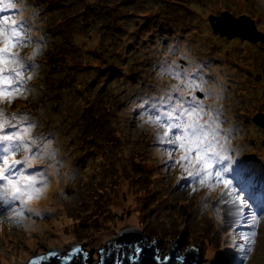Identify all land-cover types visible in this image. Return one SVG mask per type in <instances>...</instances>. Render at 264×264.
Segmentation results:
<instances>
[{
    "label": "rangeland",
    "instance_id": "rangeland-1",
    "mask_svg": "<svg viewBox=\"0 0 264 264\" xmlns=\"http://www.w3.org/2000/svg\"><path fill=\"white\" fill-rule=\"evenodd\" d=\"M8 2L23 11L7 19L23 17L31 26L33 40L16 49L19 56L27 58L38 45L40 52L34 72L24 73L32 77L27 90L0 109L35 121L31 137H40L37 143L47 144L54 158L42 149L31 160L47 172L48 184L29 203L33 212L22 225L9 213L0 216V264H25L72 244L87 250L92 263L126 229L142 233L147 243L160 240V256L180 237L181 252L198 248V264H264V216L245 257L240 245L249 228L243 219L229 221L224 205H216L223 185L211 191L185 186L180 178L194 170V159L169 166V157L179 161L184 153L157 141L163 130L145 123L140 108L172 95L178 79L167 69L186 70L185 80L202 79L210 95L188 88L181 93L206 106L199 120L218 118L221 142L237 159L228 176L264 211V128L253 121L264 120V42L220 35L210 22L223 11L246 15L264 36V0ZM255 154L259 161L251 160ZM26 155L17 152L15 158ZM38 201L45 210L34 209Z\"/></svg>",
    "mask_w": 264,
    "mask_h": 264
},
{
    "label": "snow or ice",
    "instance_id": "snow-or-ice-1",
    "mask_svg": "<svg viewBox=\"0 0 264 264\" xmlns=\"http://www.w3.org/2000/svg\"><path fill=\"white\" fill-rule=\"evenodd\" d=\"M22 11V7H7L5 0H0V103H11L17 96L23 95L21 90L25 89L32 77L22 74L29 70L34 72L37 67L33 61L40 51L39 45L33 50L32 57L21 58L16 51L22 44L31 43L33 40L29 20L23 17L5 20ZM40 40L42 42V38ZM167 71L177 77L178 83L171 86L172 95L163 97L164 103L145 102L140 105L148 117L145 123L158 125L163 130L162 135L156 134V139L159 143L168 145L172 153L176 150L183 151L179 161L169 157V166L183 161V167L190 158L194 159V170L180 178L185 186L201 184L211 191L215 185H223L224 190L217 198L216 205H224L223 213L229 221L236 223L243 219L249 228L248 233L242 237L245 244L240 245L246 257L251 252L256 235L255 228L260 216H264V211H258L228 176L237 159L232 158L228 144L221 142L218 118L214 119L211 115L207 121L199 120L198 117L205 115L206 106L195 95L185 98L181 93V89L188 88L198 89L206 96L210 95L211 93L201 86L204 81L201 79L200 83H197L196 79L185 80L184 77L189 76L186 70ZM195 75L199 78V73ZM34 125L35 121L30 120L27 114H6L0 109V216L9 213V219L19 225H22L26 214L33 212L28 206L29 203L39 199L48 184L47 172L33 166L31 160L37 159V154L41 153L42 149L54 158V151H51L47 144L37 143L40 137H31ZM21 151H27L29 155L16 159L15 154ZM244 175L254 183L247 173ZM131 250L133 253L141 251L137 246H133ZM80 252V248L69 249L61 258L66 257L71 261ZM126 259L131 260L130 257ZM171 259L173 258L165 257L164 264H168ZM30 264H36L35 258Z\"/></svg>",
    "mask_w": 264,
    "mask_h": 264
},
{
    "label": "water",
    "instance_id": "water-1",
    "mask_svg": "<svg viewBox=\"0 0 264 264\" xmlns=\"http://www.w3.org/2000/svg\"><path fill=\"white\" fill-rule=\"evenodd\" d=\"M211 17L210 22L212 23L214 32H219L220 35L233 37L235 36L234 34H236L239 35L241 39H247L253 42L257 40L264 42L262 32L257 30L253 20L246 15L235 18L231 16L229 12L223 11L219 16L213 15ZM224 18L230 20L226 25L222 23L225 21L223 20ZM212 19L217 20L219 23L214 24ZM233 22L235 23L233 24ZM258 118L255 119V117H253V121L264 128V120L261 117ZM181 241L182 239L180 237H178L176 241H171L172 245L168 253L164 256H160L162 250L157 248V244L160 240L147 243V239L142 233L136 230L126 229L121 231L110 241H107L105 248L98 250V257L95 262H88L87 258L89 257V253L87 250L79 244H72L65 249H51L47 253L34 255L30 257L25 264H30V261H33L34 258L36 264H164L165 257L173 258L168 261V264H198L201 260L198 255V248L187 246L186 249L181 252L178 249V245ZM133 246L140 247L141 251L139 253H133L131 250ZM75 248H80L81 252L77 253L71 261L66 257L61 258L62 254L67 253L69 249ZM50 253H57L59 255L50 256ZM84 253L87 255L85 256ZM126 257H130L131 260L126 259Z\"/></svg>",
    "mask_w": 264,
    "mask_h": 264
},
{
    "label": "bare ground",
    "instance_id": "bare-ground-1",
    "mask_svg": "<svg viewBox=\"0 0 264 264\" xmlns=\"http://www.w3.org/2000/svg\"><path fill=\"white\" fill-rule=\"evenodd\" d=\"M222 70H225V69L223 68ZM226 70H230V69H226ZM228 74H230V73H228ZM257 159H258V156L256 154L251 157V160H254L255 162L259 161ZM36 200H38V199H36ZM36 200L34 202H36ZM34 205L35 206H33V205L32 206L34 207L35 210L37 209L38 211H40V210H45L46 209L45 205H43L40 201H38L37 204L34 203Z\"/></svg>",
    "mask_w": 264,
    "mask_h": 264
},
{
    "label": "clouds",
    "instance_id": "clouds-1",
    "mask_svg": "<svg viewBox=\"0 0 264 264\" xmlns=\"http://www.w3.org/2000/svg\"><path fill=\"white\" fill-rule=\"evenodd\" d=\"M5 6H7V7H14L15 5L13 4V3H11V2H8V0H5ZM5 20H8L7 18H5ZM33 52V51H32ZM40 52V51H39ZM39 52H38V54H39ZM29 57H32V53L29 55ZM35 58V57H34ZM34 74V73H33ZM22 75H24V73L22 74ZM199 185H201V184H199ZM201 186H203V185H201ZM192 191L193 192H195V191H198V188L197 187H194L193 189H192ZM191 194V193H190Z\"/></svg>",
    "mask_w": 264,
    "mask_h": 264
},
{
    "label": "trees",
    "instance_id": "trees-1",
    "mask_svg": "<svg viewBox=\"0 0 264 264\" xmlns=\"http://www.w3.org/2000/svg\"><path fill=\"white\" fill-rule=\"evenodd\" d=\"M57 52H55V53H52L51 55H50V57H52V55L54 56V54H56ZM96 117V116H95ZM90 120H92V118H90ZM38 128V130H39V133H40V131H41V129H42V127H37Z\"/></svg>",
    "mask_w": 264,
    "mask_h": 264
}]
</instances>
